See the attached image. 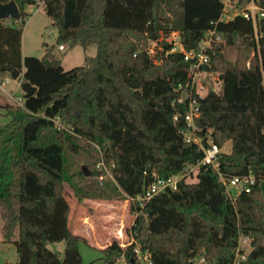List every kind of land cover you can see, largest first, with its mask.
<instances>
[{
	"label": "trees",
	"instance_id": "1",
	"mask_svg": "<svg viewBox=\"0 0 264 264\" xmlns=\"http://www.w3.org/2000/svg\"><path fill=\"white\" fill-rule=\"evenodd\" d=\"M15 1L21 18H0V81L11 67L37 87L15 112L3 113L11 119L0 126L2 234L17 247L18 264H84L79 242L89 241L69 226L67 183L80 201L129 199L155 173L167 177L202 159L203 151L180 132L183 123L173 121L175 88L187 80L190 62L181 52L156 62L147 47L163 36L167 51L165 37L179 31L185 48L196 49L213 27L224 42L210 52L207 68L219 73L221 85L201 99L197 126L202 136L212 130L221 147L232 142V151L221 153L218 169L201 165L196 181L155 196L142 211L131 201V243L115 239L98 249L106 264L122 258L142 264L136 247L149 251L153 264H234L244 236L251 250L239 264H264V18L257 38L252 20L221 18L224 0H43L59 45L97 46L84 65L65 69L51 52L44 59L23 55L26 6L37 0ZM248 2L238 0L233 9ZM227 47L254 50L251 65H232ZM91 145L100 153L92 173L110 171L111 182L84 170L76 182L65 173L66 154ZM219 173H253L256 183L233 201ZM55 241L65 242L63 254L47 247Z\"/></svg>",
	"mask_w": 264,
	"mask_h": 264
},
{
	"label": "rangeland",
	"instance_id": "2",
	"mask_svg": "<svg viewBox=\"0 0 264 264\" xmlns=\"http://www.w3.org/2000/svg\"><path fill=\"white\" fill-rule=\"evenodd\" d=\"M231 2L232 5L229 4L227 10H232L233 5L236 4L238 0H231ZM241 8L243 7H237V9ZM26 11L30 16L27 19L22 35V53L24 56H35L44 59L47 57V53L51 52L55 58L61 60L65 69H71L76 66L84 65L87 57H94L97 55V46L95 44L84 48L80 42L69 41L64 43V50L59 48L58 29L52 24L51 17L46 13L43 0H37L36 3L28 4L26 6ZM224 51L231 64L239 67L244 65L249 67L251 65V60L255 55L254 50L242 47H227ZM218 76V72L211 71L207 77L202 75L201 81L207 88L213 87L218 89ZM23 82L24 78L22 77L18 80H13L11 78L9 84L5 87L10 94V98L9 103L6 104V100H4L5 102H2L4 109H0V126L5 125L11 119V115L3 113H7V111L15 112L17 107L23 105ZM83 143L85 144L86 142ZM222 151L230 153L232 151V142H226L222 146ZM99 159L100 153L94 148V146L92 147V145L79 153L68 152L65 157V173L67 175L74 174V181L78 182L82 178L80 173L83 171V167L86 166L89 171L87 177L99 181V179H101L100 176L98 177L96 174L92 173L96 170ZM108 172H103L101 176L104 178V181L111 182L112 177L110 171ZM191 180L196 181L197 178L194 176ZM231 190L233 194L236 195L237 190L232 187ZM66 195L71 205L74 220L80 216L87 218V220L83 219L81 224L77 227H75L74 222L72 223L74 229L85 235V237L88 238V241L93 244H96L98 241L102 245L106 244V241L102 239L106 238L105 236L108 235L109 229L110 231H116V224L118 222H123L124 232L123 235H121L122 238H120V241L124 244L131 243L132 234L130 229L135 220V215L132 214L130 210L131 201L129 199L117 198V196L114 195V198L117 199L94 200L98 202H92L91 200L93 199L80 201L75 196L72 186L68 183L66 184ZM112 210L114 211L112 212ZM111 213H116L118 216H113L112 218L111 216L113 214ZM120 218H122V221ZM3 224L4 220L0 213V264H18L19 251L16 246H13L15 245L14 243H9L3 238ZM88 226L90 227V232L85 231ZM16 238H18V233ZM112 240L113 239H111V241ZM89 244L84 241L79 242V251L82 255L83 263L106 264L103 259V253L98 247H96L97 245L93 247ZM47 247L63 254L65 250V242H48Z\"/></svg>",
	"mask_w": 264,
	"mask_h": 264
},
{
	"label": "built area",
	"instance_id": "3",
	"mask_svg": "<svg viewBox=\"0 0 264 264\" xmlns=\"http://www.w3.org/2000/svg\"><path fill=\"white\" fill-rule=\"evenodd\" d=\"M260 0H249L248 4L241 9L227 10L229 4L232 5L231 0H224V10L221 16L222 19L229 20L235 16L241 14L246 19L252 20L256 37L258 38V22L264 18V8L260 5ZM164 37H160L158 40L150 41L147 51L156 62L160 59L163 53L181 52L186 61L190 62V69L187 80L180 82L176 88V96L172 102L173 106V121L179 125L180 122L183 125L180 127V132L183 134L184 139L187 142L194 143L199 149L203 151V157L196 164L191 165L180 173L172 174L167 177H160L156 173L155 179L145 188L143 192L135 197H129L130 201L138 202L141 211L145 208L146 204L155 196L164 192H176L181 189L184 183L192 182L193 177L197 178V174L201 165H212L214 168H219V161L221 157L222 147L216 143L212 137V130H208L205 136L200 133L202 129L197 126V120L202 115L201 99L207 94L208 89L201 81V77L208 76L211 71L207 68L210 65V52L216 49L224 42V35L217 27L209 29L200 45L196 49L187 50L181 41L179 31H173L169 33L165 39L171 44V48L167 51L164 50L162 44ZM59 48L65 49L63 45H59ZM219 83L221 85L220 77L218 76ZM218 88V89H219ZM100 166V164L98 165ZM221 180L226 186L228 196L235 201L236 197L242 191H250L253 185L256 183V177L253 173L247 175H235L230 178H226L222 173H219ZM100 178H103L102 176ZM232 188L237 190L236 195L233 194ZM249 246V247H248ZM248 247V248H247ZM251 240L249 237H240L239 243L236 249L235 263L239 264L241 260H244L247 254L251 250ZM138 259L142 264H153L151 260V254L149 251H143L139 247L135 248ZM122 264H126L125 258L120 260Z\"/></svg>",
	"mask_w": 264,
	"mask_h": 264
},
{
	"label": "crops",
	"instance_id": "4",
	"mask_svg": "<svg viewBox=\"0 0 264 264\" xmlns=\"http://www.w3.org/2000/svg\"><path fill=\"white\" fill-rule=\"evenodd\" d=\"M64 50V49H63ZM11 80V77H8V78H4V80H2V81H0V109H4V106H3V103L2 102H5L4 100H6V104L7 103H9V96H10V94H9V92L7 91V89L5 88L6 86H7V84H9V81ZM88 200H91V199H86V201H88ZM92 202H98V201H94V200H91ZM71 206V205H70ZM114 210H112V212H113ZM117 213V212H116ZM116 213H111V214H113L112 216L111 215H109V216H111L112 218H113V216H118V215H116ZM118 214V213H117ZM87 220V218L86 217H82V216H80V217H77L75 220H74V218H73V214H72V210L70 211V214H69V226H70V228L72 229V231L74 232V233H76V234H80V235H82V236H84L85 237V235H83L80 231H77V230H75L74 229V227H73V223L72 222H74L75 223V227H77L78 225H80L81 224V222H82V220ZM74 220V221H73ZM120 220L122 221V218H120ZM92 225V224H91ZM89 226H88V228L85 230V231H87V232H90V230H89ZM124 224H123V222L122 223H117L116 224V231H114V230H112V231H110V229H109V232H108V235H106L105 237V239H102V240H104V241H106V244H104V245H102L101 243H99V241L98 242H96V244L94 243H91L90 241H89V243L91 244V245H93L94 247H95V245H97L96 247H98V248H104V247H106V246H108L109 244H111V242L113 241V240H115V239H118V240H121L120 238H122L121 237V235H123V232H124ZM89 234V233H88ZM104 234V233H103ZM90 235V234H89ZM87 238V237H86ZM88 239V238H87ZM99 239V238H98ZM111 239H113L112 241H111ZM101 240V239H100ZM61 253V252H60Z\"/></svg>",
	"mask_w": 264,
	"mask_h": 264
},
{
	"label": "water",
	"instance_id": "5",
	"mask_svg": "<svg viewBox=\"0 0 264 264\" xmlns=\"http://www.w3.org/2000/svg\"><path fill=\"white\" fill-rule=\"evenodd\" d=\"M120 1L124 2L125 0H120ZM8 17H12L15 19L21 18V10L15 0H10L8 2L0 1V18H8ZM7 70L10 73V76L13 80H18L19 78L24 77V72L20 71L19 69L8 67ZM22 89L24 91V99L29 98L37 91V87L32 85L28 81H24L22 83ZM83 170L86 175H89V171L87 170L86 166L83 167Z\"/></svg>",
	"mask_w": 264,
	"mask_h": 264
}]
</instances>
